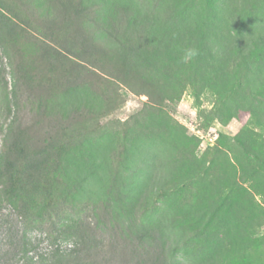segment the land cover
<instances>
[{
  "label": "trees",
  "instance_id": "trees-1",
  "mask_svg": "<svg viewBox=\"0 0 264 264\" xmlns=\"http://www.w3.org/2000/svg\"><path fill=\"white\" fill-rule=\"evenodd\" d=\"M46 1L49 8L40 15L26 0H0V45L20 59L5 96L15 109L30 105L47 127L38 131L18 114L8 124L0 153V200L28 223H49L78 245L57 246L34 259L25 241L19 249L23 264H244L230 244L215 241L226 197L205 207L191 201L187 207L170 205L155 217L154 205L171 201L177 188L160 180L143 191L136 172L128 173L135 170L132 159H125L131 154L129 135L138 145L143 128L155 123L123 124L124 140L113 151L103 120L125 104L122 86L146 95V108L178 103L191 88L197 107L204 93L215 95L214 107L201 110L206 120L229 122L243 109L264 131V34L248 32L242 39L231 34L219 54L213 39L220 36L222 20L215 0ZM27 28L40 36L34 39ZM20 38L36 42L37 60L25 61ZM187 48L198 55L184 63ZM12 106L6 108L11 112ZM253 132L242 129L240 141L264 161V140L252 142ZM85 146L93 158H86ZM107 167L113 173L102 176L103 194L96 200L87 193ZM195 173L188 164L178 176ZM84 201L93 202L91 213ZM254 258L258 255L246 256Z\"/></svg>",
  "mask_w": 264,
  "mask_h": 264
},
{
  "label": "rangeland",
  "instance_id": "rangeland-1",
  "mask_svg": "<svg viewBox=\"0 0 264 264\" xmlns=\"http://www.w3.org/2000/svg\"><path fill=\"white\" fill-rule=\"evenodd\" d=\"M25 3L35 8L40 15H44L49 8L46 0H26ZM215 4L222 20L221 30L217 29L220 32V44L216 37L213 39L217 53H223L222 43L231 34L233 39H242V35L248 32L252 35L264 34V0H215ZM247 12H250L249 16L245 15ZM27 29L33 35L35 33L34 39L40 36L34 29ZM18 46L27 52L25 61L37 60L39 48L35 41L20 38ZM17 61H20L18 56L7 52L5 46L0 45V153L6 146L5 134L15 114L38 131L47 129L40 124V117L30 110V105L23 104L20 110L15 109L10 98L5 96L13 88ZM254 70H257L256 67ZM39 71L40 67L34 74ZM121 91L126 96L125 104L103 120L107 148H113V151L119 148L125 136L123 124H135V120L139 119L146 125L152 120L155 124L143 128L144 141L136 145L133 143L134 137H128L131 154L125 159H132L129 163L135 167L128 173L136 172L135 179L143 191L154 187V183L160 180L168 181V186L177 188V195H170L171 201L154 205L153 209L157 211L155 217L158 219L163 212L170 211V205L187 207V202L191 201L193 206L202 204L205 207L219 197H226L223 218L218 221L222 227L216 231L215 241L230 244L234 256L237 254L244 264H249V261L264 264V161L247 150L240 141L244 128L250 127L254 131L251 141L255 144L264 140V131L251 123L249 114L243 109L235 111L238 116L229 122L206 120L200 113L201 110L208 112L214 107L215 95L212 92L203 94L201 107L196 106L192 89L188 88L178 103L167 102L162 107L146 108V95H138L125 86H122ZM83 94L81 92L79 96ZM20 96L25 100L24 89ZM7 105L12 106L11 112ZM209 132L218 136L212 140ZM88 135L94 140L93 135L89 132ZM94 136L100 137L98 133ZM87 149L85 146L86 158H93L94 155H90ZM105 155L108 159H114L108 153ZM188 164L194 165L197 173L179 177L178 174L184 173ZM111 165L114 169L113 163ZM100 173V179L93 183L92 190L87 193L96 200L103 194L102 176L107 177L106 174L113 172L111 167H107L101 169ZM84 203L89 206L87 211L91 213L93 202ZM81 206L88 207L83 203ZM211 213L213 219L217 220L218 215L213 209ZM25 241L31 249L29 256L34 259L48 255L57 246L68 249L78 245L76 238L59 234L57 228L54 230L49 223H28L10 203L0 200V264H23L25 260L19 249ZM247 254L258 255V258L247 260Z\"/></svg>",
  "mask_w": 264,
  "mask_h": 264
},
{
  "label": "clouds",
  "instance_id": "clouds-1",
  "mask_svg": "<svg viewBox=\"0 0 264 264\" xmlns=\"http://www.w3.org/2000/svg\"><path fill=\"white\" fill-rule=\"evenodd\" d=\"M198 55V51L195 48H187L184 50V54L182 56V62L188 63L192 59H194Z\"/></svg>",
  "mask_w": 264,
  "mask_h": 264
},
{
  "label": "built area",
  "instance_id": "built-area-1",
  "mask_svg": "<svg viewBox=\"0 0 264 264\" xmlns=\"http://www.w3.org/2000/svg\"><path fill=\"white\" fill-rule=\"evenodd\" d=\"M209 135H211L212 137H211V139L212 140H214V138H216L218 135L217 134H215L214 136L212 135V132H209Z\"/></svg>",
  "mask_w": 264,
  "mask_h": 264
}]
</instances>
